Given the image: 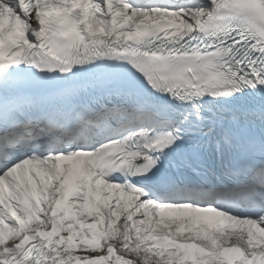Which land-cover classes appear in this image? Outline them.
I'll return each mask as SVG.
<instances>
[{
  "label": "snow or ice",
  "instance_id": "obj_1",
  "mask_svg": "<svg viewBox=\"0 0 264 264\" xmlns=\"http://www.w3.org/2000/svg\"><path fill=\"white\" fill-rule=\"evenodd\" d=\"M0 264H264V0H0Z\"/></svg>",
  "mask_w": 264,
  "mask_h": 264
}]
</instances>
